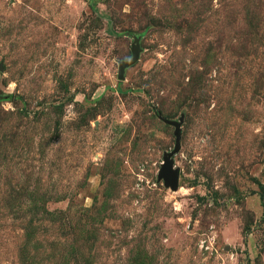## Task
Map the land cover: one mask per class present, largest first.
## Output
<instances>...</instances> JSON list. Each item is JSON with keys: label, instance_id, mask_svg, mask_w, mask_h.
Instances as JSON below:
<instances>
[{"label": "rangeland", "instance_id": "rangeland-1", "mask_svg": "<svg viewBox=\"0 0 264 264\" xmlns=\"http://www.w3.org/2000/svg\"><path fill=\"white\" fill-rule=\"evenodd\" d=\"M0 264H264V0H0Z\"/></svg>", "mask_w": 264, "mask_h": 264}, {"label": "water", "instance_id": "water-1", "mask_svg": "<svg viewBox=\"0 0 264 264\" xmlns=\"http://www.w3.org/2000/svg\"><path fill=\"white\" fill-rule=\"evenodd\" d=\"M139 47L133 51V59L129 61H125L120 63L119 69V79H125V71L128 67H131L139 60ZM181 149V130L177 127L176 131V146L175 149L167 155L165 158V162L160 172V179H164L165 184L168 187H171L173 191H177L179 189V179L180 173L178 170L174 168V157Z\"/></svg>", "mask_w": 264, "mask_h": 264}]
</instances>
